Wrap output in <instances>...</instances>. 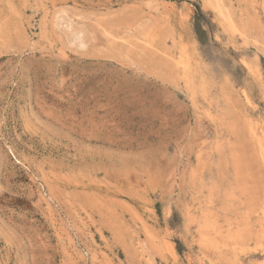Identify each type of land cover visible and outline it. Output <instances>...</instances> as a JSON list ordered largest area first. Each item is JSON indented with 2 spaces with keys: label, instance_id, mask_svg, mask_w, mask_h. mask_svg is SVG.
<instances>
[{
  "label": "rangeland",
  "instance_id": "374dc122",
  "mask_svg": "<svg viewBox=\"0 0 264 264\" xmlns=\"http://www.w3.org/2000/svg\"><path fill=\"white\" fill-rule=\"evenodd\" d=\"M0 264H264V0H0Z\"/></svg>",
  "mask_w": 264,
  "mask_h": 264
},
{
  "label": "bare ground",
  "instance_id": "6f19581e",
  "mask_svg": "<svg viewBox=\"0 0 264 264\" xmlns=\"http://www.w3.org/2000/svg\"><path fill=\"white\" fill-rule=\"evenodd\" d=\"M221 13H222V12H221ZM222 15L224 16V15H225V13H224V14H222ZM223 16H222V17H223ZM224 17H227V16H224ZM80 32H81V31H80ZM189 75H190V74H189ZM188 84H189V83H188ZM223 144H224V143H223Z\"/></svg>",
  "mask_w": 264,
  "mask_h": 264
}]
</instances>
